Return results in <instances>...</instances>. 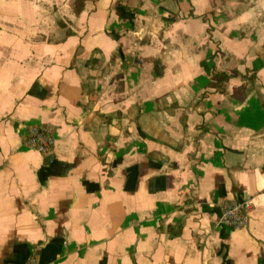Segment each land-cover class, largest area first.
Here are the masks:
<instances>
[{
    "label": "crops",
    "instance_id": "0c3cea01",
    "mask_svg": "<svg viewBox=\"0 0 264 264\" xmlns=\"http://www.w3.org/2000/svg\"><path fill=\"white\" fill-rule=\"evenodd\" d=\"M31 254L264 264V0H0V264Z\"/></svg>",
    "mask_w": 264,
    "mask_h": 264
},
{
    "label": "built area",
    "instance_id": "2783aa9c",
    "mask_svg": "<svg viewBox=\"0 0 264 264\" xmlns=\"http://www.w3.org/2000/svg\"><path fill=\"white\" fill-rule=\"evenodd\" d=\"M54 144L51 130L46 126H30L26 145L42 154H49ZM252 199L241 198L224 203L221 207L219 224L228 229H243L249 223ZM25 264H37L36 257L31 254Z\"/></svg>",
    "mask_w": 264,
    "mask_h": 264
},
{
    "label": "trees",
    "instance_id": "16d2710c",
    "mask_svg": "<svg viewBox=\"0 0 264 264\" xmlns=\"http://www.w3.org/2000/svg\"><path fill=\"white\" fill-rule=\"evenodd\" d=\"M86 0H71V8L73 11L74 15H79L83 8H84V3ZM60 27L64 28L65 25L61 21L58 23ZM71 31H68L67 34H69ZM218 82H225L229 79V76L223 73L217 74Z\"/></svg>",
    "mask_w": 264,
    "mask_h": 264
}]
</instances>
